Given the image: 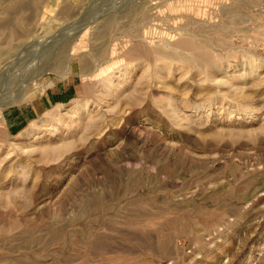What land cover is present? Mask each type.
Returning <instances> with one entry per match:
<instances>
[{
	"label": "rangeland",
	"instance_id": "obj_1",
	"mask_svg": "<svg viewBox=\"0 0 264 264\" xmlns=\"http://www.w3.org/2000/svg\"><path fill=\"white\" fill-rule=\"evenodd\" d=\"M0 264H264V0H0Z\"/></svg>",
	"mask_w": 264,
	"mask_h": 264
}]
</instances>
